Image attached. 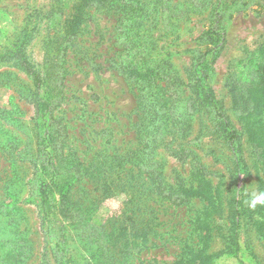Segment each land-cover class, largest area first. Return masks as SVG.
Returning a JSON list of instances; mask_svg holds the SVG:
<instances>
[{"label":"rangeland","instance_id":"obj_1","mask_svg":"<svg viewBox=\"0 0 264 264\" xmlns=\"http://www.w3.org/2000/svg\"><path fill=\"white\" fill-rule=\"evenodd\" d=\"M261 126L264 0H0V264H264Z\"/></svg>","mask_w":264,"mask_h":264},{"label":"trees","instance_id":"obj_2","mask_svg":"<svg viewBox=\"0 0 264 264\" xmlns=\"http://www.w3.org/2000/svg\"><path fill=\"white\" fill-rule=\"evenodd\" d=\"M203 102L207 106H211L214 109L218 110L217 108V102L214 98L212 90L209 88L203 89V95H202ZM220 117V122L219 124L221 125L223 136L226 138L227 141L229 142H234L236 138L238 137V132L235 130L233 127L232 123L227 120V118L223 117L222 115H219ZM259 142L264 145V127H260V135L257 136ZM48 191L45 188L41 189V197L42 201L44 204L48 203ZM262 224L264 225V221H262ZM239 227V222L235 221L233 223V237L235 240L238 238V232L237 229ZM170 264H182L181 262H173Z\"/></svg>","mask_w":264,"mask_h":264},{"label":"clouds","instance_id":"obj_3","mask_svg":"<svg viewBox=\"0 0 264 264\" xmlns=\"http://www.w3.org/2000/svg\"><path fill=\"white\" fill-rule=\"evenodd\" d=\"M244 203L247 204L249 209H255L257 206L264 207V190L253 191L251 193H244ZM123 202L122 194H115L106 200L104 205H101L97 211L98 217L109 215L112 212H119ZM230 258L223 256L218 258L216 264H229Z\"/></svg>","mask_w":264,"mask_h":264}]
</instances>
